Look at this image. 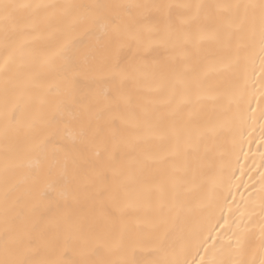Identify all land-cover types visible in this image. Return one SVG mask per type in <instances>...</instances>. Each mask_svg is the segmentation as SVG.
Here are the masks:
<instances>
[{
    "label": "snow or ice",
    "instance_id": "obj_1",
    "mask_svg": "<svg viewBox=\"0 0 264 264\" xmlns=\"http://www.w3.org/2000/svg\"><path fill=\"white\" fill-rule=\"evenodd\" d=\"M0 264H264V0H0Z\"/></svg>",
    "mask_w": 264,
    "mask_h": 264
},
{
    "label": "bare ground",
    "instance_id": "obj_2",
    "mask_svg": "<svg viewBox=\"0 0 264 264\" xmlns=\"http://www.w3.org/2000/svg\"><path fill=\"white\" fill-rule=\"evenodd\" d=\"M87 2V0H86ZM252 152L256 151V144L253 143L252 146ZM245 151L248 150V145H244ZM256 162L259 163L258 156L256 157ZM233 166L236 168L237 175H239V165L236 164L235 160L232 161ZM240 164H244L246 169L251 168L253 164V159L250 155L249 159L245 162L243 156H241ZM253 176V180H258L259 177L255 172L251 173ZM244 182L252 183V181H248V176L245 175L243 177ZM236 183L233 181V184ZM244 193L245 196H247V193L244 192V188L240 187L237 189L234 186H230L227 181H224L220 183L214 192L210 193L208 201H206V206L197 213L196 218V224L195 228L198 234H201L203 237H207L209 233L211 235H215V231H213L214 227L216 226V222L218 219H220L222 216H227L230 219H234L235 215H238L235 213L236 205L241 204V197L240 193ZM233 197H235V200H233ZM229 206L233 208V214H229ZM221 223H223V220H220ZM256 232L258 234L259 227L257 226ZM202 253V249H200ZM187 258L189 260L192 259H198L197 255V243L190 241L187 244Z\"/></svg>",
    "mask_w": 264,
    "mask_h": 264
}]
</instances>
